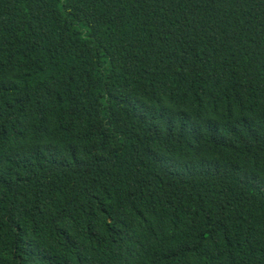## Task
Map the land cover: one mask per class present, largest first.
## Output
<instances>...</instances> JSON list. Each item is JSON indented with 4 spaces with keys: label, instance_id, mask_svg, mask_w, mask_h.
I'll list each match as a JSON object with an SVG mask.
<instances>
[{
    "label": "trees",
    "instance_id": "obj_1",
    "mask_svg": "<svg viewBox=\"0 0 264 264\" xmlns=\"http://www.w3.org/2000/svg\"><path fill=\"white\" fill-rule=\"evenodd\" d=\"M0 264H264V0H0Z\"/></svg>",
    "mask_w": 264,
    "mask_h": 264
}]
</instances>
